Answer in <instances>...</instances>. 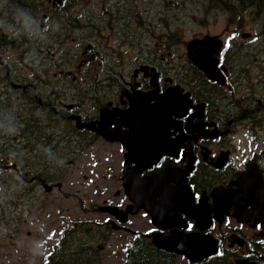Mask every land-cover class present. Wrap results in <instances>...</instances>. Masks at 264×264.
I'll use <instances>...</instances> for the list:
<instances>
[{"label": "flooded vegetation", "instance_id": "flooded-vegetation-1", "mask_svg": "<svg viewBox=\"0 0 264 264\" xmlns=\"http://www.w3.org/2000/svg\"><path fill=\"white\" fill-rule=\"evenodd\" d=\"M6 1L0 0V190L9 176L14 178L18 192L33 189L38 180V159L48 149L55 152L58 161L68 159L70 164L92 154V149L96 157L102 152L117 156L119 169L114 188L119 193L124 187L122 173L136 165L130 160L136 159L135 149L148 151L152 160L149 164L147 160L139 162L141 166L146 164L142 168L137 166L141 168L139 177L167 171L169 184L175 186L178 173L186 170L179 177L185 178L196 204L206 196L213 205V193L219 188L235 187L234 181L250 165L264 176L256 148L248 145L249 139L264 142L251 132V128L264 127L263 56L252 57L254 62L247 57L237 61L234 54L227 58V50H223L220 64H225L228 72L225 84H220L208 78L186 56L189 67L185 68L174 50L166 48L163 30L150 37L160 40L153 47L145 33L132 32L127 40L122 34L113 40L111 34L101 33L108 28H95L102 34L101 42L94 40L84 45L88 37L86 29L92 24L82 9L70 21L72 28L83 29L79 62L75 68L64 66L58 73L54 72L55 77L70 78L66 87L58 88L54 87L50 72L40 78L33 61L40 58L48 66L51 55L40 54L38 44L45 34L49 36L59 27L60 20L54 12L64 0H47L48 7L43 11L47 14L46 25L41 27L37 0H26V8L20 13L17 10L9 13L3 7ZM112 21L110 25L114 27ZM243 35L248 36L240 42L251 39L252 34ZM237 48L235 45L229 52ZM52 60L54 63L55 58ZM27 61L31 63V71L25 73L26 63H23ZM177 90L178 98L182 100L185 96V100H190L186 106L184 103L174 106L171 94ZM141 95L153 96L148 102L151 105L160 104L154 118H160L165 111L166 98L165 106H171L172 126L165 146L151 143L160 134L153 132L150 137L145 130L146 120H134L128 115L131 103L139 102ZM238 126L248 131L236 138ZM179 135L183 137L179 139ZM122 136L124 139L119 138ZM244 138L247 156L238 162L234 159L235 139H239L238 144ZM57 169L65 170L60 162ZM57 184L61 185L60 181ZM0 200L5 199L0 197ZM102 200L104 206L114 204L107 197ZM115 204L122 206L127 202L121 200ZM190 211L178 210L179 229L210 232L218 237L222 252L229 258L246 257L264 264V223L259 221L252 226L226 213L221 220L213 215L210 226L203 230ZM140 212L149 215L144 210L136 215ZM161 230L166 233L170 228ZM231 234L238 236L234 242L229 240Z\"/></svg>", "mask_w": 264, "mask_h": 264}, {"label": "rangeland", "instance_id": "rangeland-1", "mask_svg": "<svg viewBox=\"0 0 264 264\" xmlns=\"http://www.w3.org/2000/svg\"><path fill=\"white\" fill-rule=\"evenodd\" d=\"M76 1L78 5L73 7ZM66 5L70 8L67 10L69 16L64 17L66 12L58 8L54 15L60 20L59 27L55 32L51 31L49 36L45 34L38 44L40 54L51 55L48 66L40 58L33 61L40 78L46 77V72H50L55 82L54 87H66V82L70 79L65 76L55 77L54 72L58 73L64 66L75 68L79 62L82 46L79 42L83 36V29L72 28L70 20L82 9L86 20L92 24L86 29L88 37L84 45L94 40L101 42L102 34L95 28H108L101 33L111 34L113 40L120 38L122 34L127 40L130 39L132 32L145 33L150 47H153L152 44H157L160 40L150 37L162 33L163 30L162 38L166 41V48L174 50V55L186 68L189 67L185 60L187 42L208 33L220 35L226 40L227 46L233 41V46H242L234 53V59L237 61L245 57L249 61H252V57H264L263 15L255 10L241 8L234 0H67ZM104 8L112 9L117 15L107 14ZM7 10H10L9 3ZM20 11L23 9L18 7L17 13ZM110 19L113 20V24L115 23L114 27H111ZM244 31L251 32L252 36L259 38L240 42L239 40L244 39L241 37V32ZM236 32L238 36L240 34L238 39H235ZM53 44L56 45L54 48ZM50 49L53 52H50ZM165 55H168L167 52ZM52 57L55 58L54 63ZM73 60L75 61L70 66ZM23 64L24 72H30L31 63L27 61ZM251 129L258 138L264 139V127ZM235 130L236 138L248 131H244L242 126ZM235 141L234 159L241 162L239 159L247 156L245 138L242 139L243 144L242 142L237 144L239 139ZM248 145L256 148L264 166V142L259 139L253 142L249 139ZM40 159L42 163L40 164L38 159V180L33 189L18 192L14 178L9 176L4 188L0 190V197L5 199L6 216V221L0 222V264H45V257L54 247L62 229L74 223H78L79 226H95L101 223L102 228L107 231L105 224L108 223L109 214L102 210L104 205L102 199L108 197L113 202L123 198L124 192L112 198L117 178L115 173L119 169L117 156L102 152L96 157L92 149V154L70 164L68 159L58 161L55 152L48 149L40 155ZM58 162L65 168L64 171L57 169ZM45 179L49 181L45 182ZM58 181L61 185L57 186ZM48 184L54 187L51 189V185ZM0 215L2 216V209ZM111 219L110 223L114 218ZM115 224L118 223L113 224L114 227L106 239L98 237L93 241V237L73 234L75 244L81 242L99 248L102 264H122L133 234L136 231L151 230L152 224L149 216L143 212L130 217L128 230H118ZM186 261L187 258L179 256L176 264Z\"/></svg>", "mask_w": 264, "mask_h": 264}, {"label": "water", "instance_id": "water-1", "mask_svg": "<svg viewBox=\"0 0 264 264\" xmlns=\"http://www.w3.org/2000/svg\"><path fill=\"white\" fill-rule=\"evenodd\" d=\"M222 46V40L216 36L205 35L203 38H194L187 43L188 57L198 65L210 78L224 82V75L218 68V58L215 56ZM171 94V93H170ZM173 95V102L175 107H180L182 104L180 95ZM177 96V97H175ZM153 96L141 95L139 102L134 101L131 103L128 115L134 120H146L147 130L152 136L153 132H157V138L151 143H161L164 146L169 141L168 130L171 124V106L166 105L164 100L163 108L165 111L160 118H154L157 112L156 105L149 104V100ZM178 99V100H177ZM182 100H184L182 98ZM136 128V126H133ZM179 139L183 136L179 135ZM136 145L138 142H131ZM145 158V157H143ZM253 168H251L252 170ZM256 171V169H255ZM167 171L155 173L144 178L135 179L125 172L126 191L136 204L127 206L126 210L121 209L124 215L121 219L125 220L127 215L137 212L140 208L148 210L152 216L153 222L160 227H171L180 225L178 222L180 214L178 210L186 213L187 209H191L190 214L197 220V225L201 229H206L212 221V212L214 216L219 218L227 213L229 209L233 210V214L241 221L251 220L255 221L257 213L262 212L264 216V178L260 171L254 174L255 181H249L245 176V172L241 174L238 180L235 181L238 188L235 190L226 189L229 195L226 197L224 192L214 193L215 202L214 207L207 205L204 201L201 202L200 208L197 210L193 202V197L189 192L186 183H177V186L168 184ZM128 183L133 184L135 187V197H132L128 190ZM256 184V186H255ZM250 186V187H248ZM243 193V195L241 194ZM159 196V198H156ZM140 200V201H138ZM243 203V204H242ZM250 204L249 212L246 206ZM118 210L114 209V214H119ZM260 210V211H258ZM120 211V212H121ZM257 211V212H256ZM155 244L161 248L176 252L184 253L193 261H200L207 256L215 254L219 251L218 240L210 234H201L200 232H182L179 229H172L168 234L162 235L161 233L155 234ZM239 264H257L254 261L240 260Z\"/></svg>", "mask_w": 264, "mask_h": 264}, {"label": "trees", "instance_id": "trees-1", "mask_svg": "<svg viewBox=\"0 0 264 264\" xmlns=\"http://www.w3.org/2000/svg\"><path fill=\"white\" fill-rule=\"evenodd\" d=\"M26 0H10L9 8L15 9L19 5H25ZM245 10H255L264 17V0H234ZM30 6V4H29ZM39 10H41V0H38ZM23 8V7H22ZM40 164L42 163L39 158ZM70 230L67 236L62 235L55 244L52 251L45 257V264H101L99 251L94 247H75L73 232ZM91 231L88 227V234ZM176 255L156 246L152 239L141 232L134 235L130 246L127 249V256L123 264H172ZM187 264H233L228 256L215 255L202 262H188Z\"/></svg>", "mask_w": 264, "mask_h": 264}, {"label": "bare ground", "instance_id": "bare-ground-1", "mask_svg": "<svg viewBox=\"0 0 264 264\" xmlns=\"http://www.w3.org/2000/svg\"><path fill=\"white\" fill-rule=\"evenodd\" d=\"M262 28L264 29V26Z\"/></svg>", "mask_w": 264, "mask_h": 264}]
</instances>
